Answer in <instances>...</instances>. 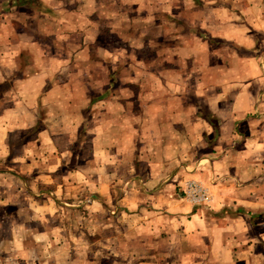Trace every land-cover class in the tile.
<instances>
[{"label": "crops", "instance_id": "0c3cea01", "mask_svg": "<svg viewBox=\"0 0 264 264\" xmlns=\"http://www.w3.org/2000/svg\"><path fill=\"white\" fill-rule=\"evenodd\" d=\"M58 2L0 0V193L48 179L59 200L83 180L122 215L182 221L180 248L204 244L195 263L264 264V0H163L162 25L141 28L121 1L93 17ZM76 15L121 44L94 48ZM189 180L208 207L184 198Z\"/></svg>", "mask_w": 264, "mask_h": 264}, {"label": "rangeland", "instance_id": "374dc122", "mask_svg": "<svg viewBox=\"0 0 264 264\" xmlns=\"http://www.w3.org/2000/svg\"><path fill=\"white\" fill-rule=\"evenodd\" d=\"M70 1L66 6L65 0H59L53 6L62 11L66 7L73 9L75 5H85L84 13L93 17L92 14L97 16L96 12L99 10L95 9L96 3H115V0ZM117 1H121V7L117 9L128 13L124 17H137V25L147 22V19L152 22L160 21L162 25L163 0ZM60 11H53V15L62 16ZM81 16H74L75 23L81 21L79 27L85 28L89 23L93 26L95 36L90 45L94 48L106 45L112 51L117 49L121 40L112 33L114 31L109 23L107 26L98 23L97 18L86 22ZM141 27L144 26L140 25ZM140 55L144 58L145 53L139 52L138 56ZM91 57L96 56L92 54ZM68 176L64 180L59 178L57 183L62 185L64 181L67 182ZM28 180L19 184L11 182L15 193H0V205L4 194H15L16 198L12 202L17 207L11 208L10 216L0 214V264H214L209 257L204 259H210V262L202 263V258L199 257L200 261L195 263L194 257L189 256V253L202 250V241L198 249L190 244L184 249L180 248L182 237H179V227L182 221L174 220L176 217L152 216L148 212L122 215L118 209L119 200L100 202L92 185L89 188L83 180L73 185H64L66 198L59 200L53 198L50 190H53L51 186L54 183L48 179L41 184L31 183V178ZM72 181L70 179L68 182ZM33 185H37L36 191L33 190ZM40 188L41 191L38 190ZM27 190L26 200L21 198L19 201V195H24ZM146 203L144 206L152 208ZM18 222L21 223L20 226L16 225ZM166 242L164 252L160 247Z\"/></svg>", "mask_w": 264, "mask_h": 264}, {"label": "built area", "instance_id": "2783aa9c", "mask_svg": "<svg viewBox=\"0 0 264 264\" xmlns=\"http://www.w3.org/2000/svg\"><path fill=\"white\" fill-rule=\"evenodd\" d=\"M260 66L264 68V55L260 58ZM184 198L195 206L208 205L212 201L210 190L197 180H190L184 186Z\"/></svg>", "mask_w": 264, "mask_h": 264}]
</instances>
